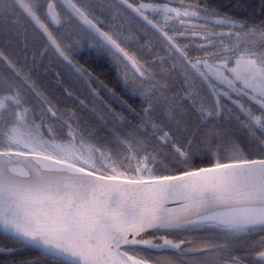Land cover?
<instances>
[{
	"label": "snow or ice",
	"instance_id": "snow-or-ice-1",
	"mask_svg": "<svg viewBox=\"0 0 264 264\" xmlns=\"http://www.w3.org/2000/svg\"><path fill=\"white\" fill-rule=\"evenodd\" d=\"M0 264H264V0H0Z\"/></svg>",
	"mask_w": 264,
	"mask_h": 264
}]
</instances>
